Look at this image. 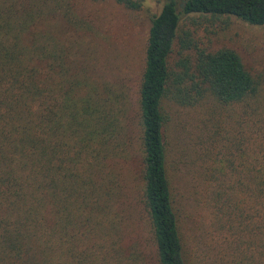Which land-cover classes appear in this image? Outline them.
<instances>
[{"label": "trees", "instance_id": "trees-1", "mask_svg": "<svg viewBox=\"0 0 264 264\" xmlns=\"http://www.w3.org/2000/svg\"><path fill=\"white\" fill-rule=\"evenodd\" d=\"M177 2L165 0L151 19L137 97L139 204L156 261L199 264L180 231L167 170L169 98L208 105V117L220 109L221 126L209 125L199 153L213 215L203 260L208 250L212 264H264V83L235 51L180 37ZM20 10L0 4V264H123L108 164L128 134V110L78 95L53 26ZM182 13L263 26L264 0H185ZM176 41L178 53L191 55L171 65Z\"/></svg>", "mask_w": 264, "mask_h": 264}, {"label": "rangeland", "instance_id": "rangeland-1", "mask_svg": "<svg viewBox=\"0 0 264 264\" xmlns=\"http://www.w3.org/2000/svg\"><path fill=\"white\" fill-rule=\"evenodd\" d=\"M134 1L139 4L138 8H127L115 0H0V4L13 7L19 14L22 13L20 9L30 11L32 17L39 18L44 26H53L54 36L66 50L65 67L72 79L80 84L78 95H95L113 110L127 108L124 124L126 131L128 113V134L120 136L118 156L108 164L116 181L113 183V202L119 220L120 248L125 255L123 264H157L150 228L139 204L137 97L148 28L165 0ZM177 1L180 37L186 32L201 48L235 51L244 68L264 83V25L252 26L226 16H186L182 13L185 0ZM178 52L176 41L169 59L171 65L180 56L191 55ZM207 106L204 111L199 104L181 107L167 98L163 107L167 170L176 215L186 248L198 257L199 264H212L213 258L208 250L204 260L202 258L204 245L210 243L208 230L213 215L206 193L209 173L201 169L199 153L204 139L208 138L209 125L221 126L220 109L210 108L215 113L208 117L205 113ZM223 138L226 139L224 134ZM225 152L221 148L217 157L219 161L228 158Z\"/></svg>", "mask_w": 264, "mask_h": 264}]
</instances>
